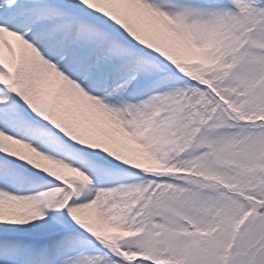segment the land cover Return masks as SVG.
I'll list each match as a JSON object with an SVG mask.
<instances>
[{"label": "snow or ice", "instance_id": "1", "mask_svg": "<svg viewBox=\"0 0 264 264\" xmlns=\"http://www.w3.org/2000/svg\"><path fill=\"white\" fill-rule=\"evenodd\" d=\"M0 264H264V0H0Z\"/></svg>", "mask_w": 264, "mask_h": 264}]
</instances>
